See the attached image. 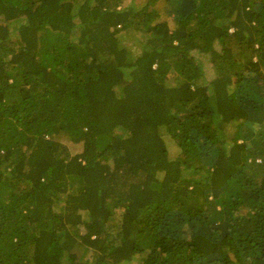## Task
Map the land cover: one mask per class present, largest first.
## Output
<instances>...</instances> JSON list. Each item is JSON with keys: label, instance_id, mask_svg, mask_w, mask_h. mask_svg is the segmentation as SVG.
Instances as JSON below:
<instances>
[{"label": "trees", "instance_id": "16d2710c", "mask_svg": "<svg viewBox=\"0 0 264 264\" xmlns=\"http://www.w3.org/2000/svg\"><path fill=\"white\" fill-rule=\"evenodd\" d=\"M0 264H264V0H0Z\"/></svg>", "mask_w": 264, "mask_h": 264}, {"label": "rangeland", "instance_id": "374dc122", "mask_svg": "<svg viewBox=\"0 0 264 264\" xmlns=\"http://www.w3.org/2000/svg\"><path fill=\"white\" fill-rule=\"evenodd\" d=\"M129 3V0H124V6L127 5ZM162 18H166V20H169V18H167L166 16H164L162 14ZM121 38V44L123 46H127L130 49H132L133 51H136L138 48L137 46L134 45V41L137 39V35L134 33H129V34H122ZM195 56L200 60V62L202 63L203 66V70H204V81L205 82H209L210 80H212L215 76L214 71L208 61V57L205 55H197L195 54ZM171 83L170 81L168 82V84ZM163 139L165 140V144H166V150L168 152V156L170 159H175L179 156V151L176 148L175 144L173 142L170 141V139L167 136H164ZM70 152L71 153H77L79 152V148L76 147L74 148L71 144H68ZM81 234H83V231H81Z\"/></svg>", "mask_w": 264, "mask_h": 264}]
</instances>
